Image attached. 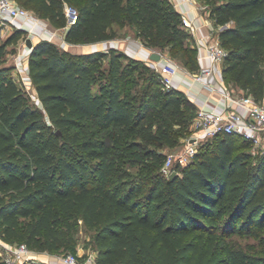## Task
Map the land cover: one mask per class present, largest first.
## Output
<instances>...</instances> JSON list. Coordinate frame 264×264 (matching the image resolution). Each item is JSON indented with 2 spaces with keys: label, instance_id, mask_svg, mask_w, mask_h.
Here are the masks:
<instances>
[{
  "label": "trees",
  "instance_id": "trees-1",
  "mask_svg": "<svg viewBox=\"0 0 264 264\" xmlns=\"http://www.w3.org/2000/svg\"><path fill=\"white\" fill-rule=\"evenodd\" d=\"M16 1L65 28L70 43L112 39L129 26L147 47L199 67L172 0ZM200 1L228 49L225 82L263 98L264 0ZM67 5L78 12L72 24ZM26 32L16 27L0 42L2 239L77 254L73 220L81 218L95 229L97 264H264L234 237L264 242V153L239 134H219L167 176L166 155L146 142L173 148L190 134L198 107L187 94L164 89L156 68L123 51L78 53L43 39L28 58L36 104L3 61Z\"/></svg>",
  "mask_w": 264,
  "mask_h": 264
},
{
  "label": "built area",
  "instance_id": "built-area-1",
  "mask_svg": "<svg viewBox=\"0 0 264 264\" xmlns=\"http://www.w3.org/2000/svg\"><path fill=\"white\" fill-rule=\"evenodd\" d=\"M194 3L195 7L200 8L199 0H187ZM66 13L69 24L76 22L78 18L77 10L67 5ZM30 18L33 21V27L30 29V35L34 26L41 22L39 16L34 15L31 11L21 6L16 0H0V35L13 27L16 21L21 18ZM184 25L196 38V46L204 50V57L208 59V63L202 65L200 69L193 74L195 81L202 82L206 87L215 90L210 77L217 70L223 69L224 61L228 55V49L221 43L218 33H211L206 37L196 36L197 26L188 17L186 13H182ZM64 30V34L60 36L63 46H69L65 37V28H57L53 32V36L59 37L60 30ZM27 42V40H26ZM161 55L162 53L159 52ZM151 65L156 68L161 76V82L165 88H174L175 77L181 69V63L170 57L161 58V60H152ZM17 67L21 69L18 63ZM22 72V71H21ZM28 73H22L24 80L29 78ZM29 77V78H28ZM222 95L225 99V106L221 110L206 109L199 107L197 114L192 122V130L185 138V143L180 152L177 154H169L163 166V171L167 176L175 172L173 164L177 162L179 165H185L190 162L199 151V148L209 139L219 134L235 133L243 136L251 142L252 151L264 153V96L258 99L254 94L245 92L239 94L235 89L223 81ZM240 109V110H239ZM7 249L8 255L4 258V264H17L30 258V248L27 243H19L17 245L5 243L1 241ZM61 264H97L96 254L88 255L83 261L78 254L68 252L62 258Z\"/></svg>",
  "mask_w": 264,
  "mask_h": 264
},
{
  "label": "crops",
  "instance_id": "crops-1",
  "mask_svg": "<svg viewBox=\"0 0 264 264\" xmlns=\"http://www.w3.org/2000/svg\"><path fill=\"white\" fill-rule=\"evenodd\" d=\"M177 9L182 13H186L188 17L197 26V34L199 37H206L215 32L219 34V26L217 25L215 19L210 15V11L207 5L199 0L200 8L195 7L194 3L187 0H172ZM13 27L23 28L30 35V29L33 27V21L30 18L21 17L19 18ZM131 30L130 32L128 31ZM57 27L53 26L45 19H41V22L34 26L33 32L31 33V38L34 43L49 39L57 42L62 47L70 49L73 52L85 53L93 52L96 50L109 51L110 48H115L117 50L123 51L133 58L141 59L149 64L152 63L151 53L157 51L151 49L144 45L141 39L136 35L135 30L132 27H125L119 32V35L115 38L103 40L100 42L89 43V42H79L72 43L69 46H63L62 40L59 37L53 36V32ZM192 42L196 45V38L194 35L191 36ZM31 52V48L26 44H23L20 48L19 53H17V62L20 64L21 69L15 68L14 76H17L18 72L21 74L28 73V58ZM161 52V51H157ZM162 53V58L168 55L164 52ZM204 50L199 49L198 60L199 67L197 70H190L186 67H181L177 76L175 77V86L178 89L183 90L189 99L199 108L204 107L206 109L221 110L225 106V99L222 95L223 91V81L225 82L223 69L217 70L215 74L210 77L215 90H211L206 87L202 82L195 81L193 79V74L197 72L202 65L208 63V59L204 57ZM22 71V72H21ZM29 78V77H28ZM17 79V77H16ZM30 79V78H29ZM32 83V82H31ZM240 110V109H239Z\"/></svg>",
  "mask_w": 264,
  "mask_h": 264
},
{
  "label": "rangeland",
  "instance_id": "rangeland-1",
  "mask_svg": "<svg viewBox=\"0 0 264 264\" xmlns=\"http://www.w3.org/2000/svg\"><path fill=\"white\" fill-rule=\"evenodd\" d=\"M19 4H21V3H19ZM25 6L31 11V13H33L34 15L37 16L35 10L32 7L27 6V5H25ZM15 28L16 27H9V30H6L5 33L1 34L0 35V42L4 41L12 33V31H14ZM60 31L61 32L58 33L59 38L62 34H64L63 29ZM128 31L130 32L131 30H129V28H128ZM27 38H28V34L26 32L25 35L22 36L17 43L8 45L7 53H6L4 60H3L5 63L14 65L15 68H17L16 64H17V62H20L17 60V55H18L17 53H19L22 45L27 43L26 42ZM164 53L167 54L168 56L172 57V58L180 59L176 55H173L169 51V48H166ZM108 59H109L108 57L104 58L103 66L105 64H108V61H109ZM123 61H124V63H126V61H128V60L124 58ZM181 65L183 67L185 66L183 61H181ZM261 67L264 69V64H262ZM140 71H143L142 73L145 75H148L150 73V70H143L142 68ZM14 72H15V69H13V74H14ZM15 77H17L18 81L24 85V87H25V89L29 95L30 100L32 102H35L36 104L40 105L41 104L40 99H38L35 86L31 83V81H28V79L24 80L22 78V74L20 72H18L17 76H15ZM102 78H104V76L99 74V76L97 78V81H98L97 83L102 81ZM229 85L232 86L235 89V91L239 94H244L248 90L245 87H242V86L235 84L233 82V80H231ZM158 87H161V86L158 85ZM97 88H98V84H95V89H97ZM164 89H166V88H164ZM188 135H189V133L184 134V136L180 138V143L176 147H173V148L166 147L160 143L156 144L154 142H146V144H148L151 147H155L158 150L162 151L167 157L169 154H172V153L177 154L178 152H180L182 150L184 143H185V138ZM173 166L175 167L176 170H179V166H178L177 162H175L173 164ZM139 169L146 171V169L144 167H137V168L132 169V171L136 172ZM28 222H29V220L23 219V224H27ZM73 227H74V229H73L72 234H73L74 242H75L76 247H77V254L80 256V259L83 261L91 253L96 254V251H95L96 247H95V243H94L95 229L87 226L81 218H76L75 220H73ZM234 237L249 252L264 256V242L261 240L260 237H257L255 235H237ZM0 239H1V241H4L5 243L14 244V245H17L19 243H27L25 240H16L14 242H8V241L2 239L1 237H0ZM29 248H30V258H28L22 262L20 261L17 264H61L62 258L64 257V255L67 252L71 251L67 248H60L58 250H50V249L39 250V249H37L35 247H31V246H29ZM7 255H8L7 249L5 248L3 243H0V260L3 262L2 264H4V258Z\"/></svg>",
  "mask_w": 264,
  "mask_h": 264
},
{
  "label": "water",
  "instance_id": "water-1",
  "mask_svg": "<svg viewBox=\"0 0 264 264\" xmlns=\"http://www.w3.org/2000/svg\"><path fill=\"white\" fill-rule=\"evenodd\" d=\"M27 45L32 49L33 47H34V45H35V43L33 42V40H32V38H27ZM151 59L152 60H161V58H162V55L159 53V52H157V51H153L152 53H151Z\"/></svg>",
  "mask_w": 264,
  "mask_h": 264
}]
</instances>
